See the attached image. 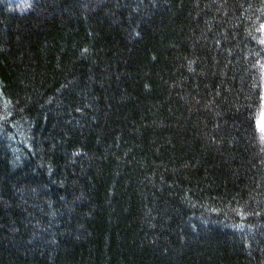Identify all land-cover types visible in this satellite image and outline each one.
<instances>
[{"label":"trees","instance_id":"1","mask_svg":"<svg viewBox=\"0 0 264 264\" xmlns=\"http://www.w3.org/2000/svg\"><path fill=\"white\" fill-rule=\"evenodd\" d=\"M264 0H0V264H264Z\"/></svg>","mask_w":264,"mask_h":264},{"label":"rangeland","instance_id":"2","mask_svg":"<svg viewBox=\"0 0 264 264\" xmlns=\"http://www.w3.org/2000/svg\"><path fill=\"white\" fill-rule=\"evenodd\" d=\"M261 124H262V127L264 128V117L262 118Z\"/></svg>","mask_w":264,"mask_h":264}]
</instances>
